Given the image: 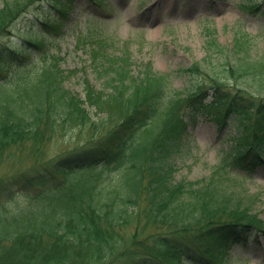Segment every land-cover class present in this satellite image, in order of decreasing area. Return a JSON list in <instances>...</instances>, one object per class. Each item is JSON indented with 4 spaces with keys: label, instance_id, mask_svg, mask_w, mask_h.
I'll return each mask as SVG.
<instances>
[{
    "label": "trees",
    "instance_id": "16d2710c",
    "mask_svg": "<svg viewBox=\"0 0 264 264\" xmlns=\"http://www.w3.org/2000/svg\"><path fill=\"white\" fill-rule=\"evenodd\" d=\"M72 1L1 0L0 264H248L229 248L259 243L264 221L230 172L264 167V55L253 35L239 28L227 47L205 27L206 57L175 70L190 78L184 90L175 71L148 62L135 75L98 40L92 71L107 77L103 89L81 79V95L47 37ZM34 3L47 18L17 31ZM243 7L264 14V0ZM198 110L235 134L209 176L176 180L184 117Z\"/></svg>",
    "mask_w": 264,
    "mask_h": 264
},
{
    "label": "rangeland",
    "instance_id": "374dc122",
    "mask_svg": "<svg viewBox=\"0 0 264 264\" xmlns=\"http://www.w3.org/2000/svg\"><path fill=\"white\" fill-rule=\"evenodd\" d=\"M248 1L108 0L99 8L90 0H73L60 30L48 33L47 37L55 52L63 58L61 68L65 72L74 70L65 83L83 95L81 79L86 77L103 89V80L97 79L107 77L98 78L92 71L90 48L98 40L107 42L112 56L127 55L135 75L148 62L156 71L170 73L179 67H189L196 60L202 61L207 55L205 27L214 29L218 40L227 47H231L235 31L243 28L253 35L254 51L264 55V14L243 7ZM40 7L38 3L31 5L30 11L15 22V29L22 31L26 26L30 27L37 13L41 18H47ZM13 40H18L17 34ZM84 69L87 75H84ZM206 69L203 70L205 77ZM171 82L178 90L187 89L191 84L188 75L180 76L176 71ZM192 117L189 114L184 117L186 126L180 136L179 153L174 159L176 180L209 176L229 151V137L235 134L234 127L221 128L214 116L203 110H198ZM60 140L51 144L50 154L59 150L63 141ZM230 175L239 183L238 189L245 195L242 198L252 199L251 211L264 221V167L255 166L249 173L235 168ZM229 251L247 258L248 264H264V235L259 243L233 244Z\"/></svg>",
    "mask_w": 264,
    "mask_h": 264
}]
</instances>
